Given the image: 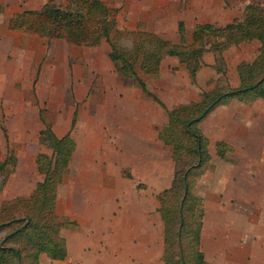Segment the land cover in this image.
<instances>
[{"label": "crops", "instance_id": "obj_1", "mask_svg": "<svg viewBox=\"0 0 264 264\" xmlns=\"http://www.w3.org/2000/svg\"><path fill=\"white\" fill-rule=\"evenodd\" d=\"M47 1L49 0H0V15H3L5 19V31L2 35L6 38L7 42H4V45L7 44L10 53L13 54L14 50H17L18 47H22L24 48V55L22 58L27 57V51L30 49L28 43L39 46V55H42L44 48L51 52L53 48L58 47L67 53L65 56L66 59L62 61V64L64 63V65L68 67V57L74 56L79 58L76 60L82 61L89 69L99 67L93 56L98 53V50L102 49L105 58L99 61L105 66L114 68L113 63L108 57L110 49L105 41L95 48L70 45L77 47V49L68 51L64 45V43H66L64 41L59 40L62 43L56 41L53 43V40H51V43V41H46L37 36L26 35L7 29L6 20L12 15L27 10H39ZM103 1H111L110 3L119 9L118 25L121 29L123 28L120 26V17L121 13H123L129 21L124 24V29L134 30L138 23L142 24L148 19H151L157 27L155 28L156 32L153 33L158 36H160L159 33L161 34V32H163L161 29H163V27L165 28L174 18L173 15H178V12L175 13L177 10L174 9L172 5L178 6L180 4V0ZM181 22L184 24L185 38L188 44L192 42V31L197 24H211L200 21H198L199 23L195 21L187 22L185 20ZM177 25L176 29L173 30L174 33L171 35L174 38H164L173 44L179 43ZM170 27H172V24ZM210 42L211 41L208 40V44H210ZM252 43H256L257 49L259 48L257 42ZM231 48L237 47L232 46L228 48L223 53V58L225 57V53ZM207 56H210L212 60H209ZM41 57L39 63L42 60ZM205 58H207L206 63L213 65L216 70V59L214 54L206 52L202 57V62ZM167 61L170 62L175 69L182 68L189 82L193 85L186 70L184 67L179 66L178 60L175 57H166L163 59L159 76L163 63ZM36 63L39 64L38 61H36ZM53 65L54 64L46 63L43 67H55ZM81 65L79 66L77 61L74 66L72 65L73 77L72 79H68V89L64 91L62 89L63 92L61 91L63 98L66 99V95L69 92L70 96L74 99V103L70 109L60 113L61 110H58V103L57 109L52 107V103L51 107L48 108L50 111L49 115L52 117H50L51 120L43 118L39 111L36 118H31L30 121L22 119L20 115L21 117L19 116L17 120L14 119L15 121L14 123H10L11 125L9 123H6L4 126L1 125L5 130V134L0 128V143L3 142L5 147L9 146L8 151H12L18 161L15 172L9 176L5 185L9 184L8 181H10L13 176H16L17 172L20 171L21 173L22 170V172H26L25 168H28L29 172L31 170V174L37 172L35 163L36 156L40 153L49 154V151L39 143V133L44 129V125L40 120L41 116L50 126L57 138H62L68 134V132H71V136L75 142V151L72 154L63 181L58 186L57 190L56 212L58 215L68 218L67 215L58 212V193L65 178H67L65 176L68 174L69 170L71 171L73 159L80 146L75 134L79 131V128L82 127L83 140L81 142L85 154L83 153L84 155L80 157L81 160H79V164L81 163V165L78 166V171L75 173L74 178L77 187L80 188V192L87 190V186L88 189L94 187L96 190L97 199L94 212L97 214V220L100 221V224L97 220L88 222L85 229L89 231L90 235H92L93 231H96L94 234L96 237H93L94 239L92 238L91 241L94 242V240L98 239L99 243L114 245V249H110L113 250V253H111L112 255L106 257L100 256L96 259V263L93 264H154L155 257H153L152 254L156 246V237L154 238V234L156 232L155 223L157 221L159 223L161 239V253L159 259L162 258L163 248L162 223L157 213L159 204L156 195L170 187L174 168L171 159V148L164 145L158 139L160 131L167 124V115L157 103L146 98L137 87H134V110L122 107L123 100L121 96L123 93L122 88L124 87L121 85L122 87L120 89L116 88L115 83H110L111 81L109 78L103 76H100L96 80L91 78L89 74L83 77L82 74L79 73V69L77 71V68H81ZM25 66L26 63L23 60H10V66L6 72L8 71V74L12 73V79H16L14 84L17 85V81L23 83L24 77L22 76ZM40 67L42 68V65ZM236 67V83L234 85L229 84L233 88L237 87L239 84ZM200 70L199 68L197 71L195 84H197V79H199ZM39 72L42 75L43 71H37V73ZM56 74L57 71H50L46 72L44 76H39L38 79H32L31 88H36L34 92L36 98L44 100L50 99L53 101L59 98L58 93L60 89H58V87L61 83ZM112 80H114V78H112ZM207 83H209V80H207L204 85L206 86ZM94 84H100L101 95L103 96L102 103L105 105L104 107L102 104L99 105L98 112H95V110L87 111L88 105L90 103L94 104L96 99L94 95L95 92L92 93ZM216 85L206 86L205 91L212 90ZM37 86L39 87L37 88ZM28 88L29 87H27L26 90H28ZM171 90L174 96L179 98V96H177V91L179 90L177 85L172 86ZM202 92L203 91H197L195 98L191 101L184 102L183 100L177 102L176 99V102H171L170 104H168L167 99L161 97V95L158 94L156 96L168 109H171L178 105L199 102ZM180 99H183V96L182 98L180 97ZM263 102L264 99H260L249 106L235 99H231L214 108L198 125L202 134L208 139L210 165L214 167V170L211 171L208 169L204 171L195 190L202 184L205 173H210L211 175L209 178H211V180L209 179V183L205 186L208 187L210 195L212 197L215 196V191L219 195L224 194V199L220 201L218 199L214 200L211 197V207L214 213V227L211 229L210 242L206 247L205 219L209 202L207 198L200 197V195H198L199 193H194L201 198L204 209L200 246L206 264H264ZM12 124L17 125L13 126ZM217 142H224L233 149L232 153L229 154V158L232 162H226L217 157L214 149L215 143ZM5 157L0 160H4ZM214 157L218 160L217 162L225 165L227 164L226 166L228 167L225 168L223 165H218V163L214 162ZM91 158L95 160L100 158V161L106 162V169L109 168L105 172L101 171L99 168L93 169L89 164ZM251 163L259 165V181L251 179ZM243 165H247V167ZM112 169H119L121 171L120 176H114L111 173ZM224 169L227 171L222 172ZM123 173H127L129 178H134V187L129 193L122 188V183L130 182L128 177H126V179L121 177H125ZM77 187L74 188V191L77 190ZM7 189L6 186L1 192H7ZM103 189L108 203L105 202L103 205H99L101 201L98 202V196H101V190ZM76 193L79 195V192L76 191ZM86 193L88 195V192H85V194ZM28 197L8 198L7 200L24 199ZM78 199L80 200V195ZM223 201H226V203ZM75 203H77V201H75ZM104 213L113 216V220L109 219L107 222L103 223L101 216H104ZM218 216H220V220ZM68 219L76 225L74 228L62 230L61 240L64 231L77 230V225L80 224L77 220ZM63 243L67 249V257L63 261H53L55 262L54 264H69L71 259L74 260V264H86L85 260L91 264V260L88 261V259L94 256L87 257L81 253V245L84 241L80 242L77 232L75 238L72 237ZM121 251H125V253L122 254ZM126 260H128L129 263H127ZM160 262H162V259L159 260V263Z\"/></svg>", "mask_w": 264, "mask_h": 264}, {"label": "trees", "instance_id": "obj_2", "mask_svg": "<svg viewBox=\"0 0 264 264\" xmlns=\"http://www.w3.org/2000/svg\"><path fill=\"white\" fill-rule=\"evenodd\" d=\"M118 18L119 9L107 1L49 0L39 10L12 15L6 20V27L78 47L95 48L105 41L117 73L133 81L146 98L165 111L168 121L158 139L171 148L174 168L170 187L156 195L162 223V264H206L200 246L204 209L194 190L204 171H212L214 167L210 165L208 139L198 125L214 108L231 99L249 106L264 99V2L245 5L242 18L223 27L197 24L191 44L186 41L181 21L177 25L179 43L173 44L142 29L141 23L134 30L121 29ZM252 42L259 44L258 53L252 61L237 65L238 86L217 84L212 90L203 91L199 102L168 109L138 75L139 70L145 76L157 78L163 59L175 57L195 84L204 53H213L216 71L224 73L220 66L223 53L232 46ZM40 120L44 129L39 133V143L50 154L36 156V170L41 180L31 195L6 200L0 205V264H39L42 255L52 261H63L68 254L61 232L76 224L57 214L56 201L58 186L76 146L71 132L57 138L41 116ZM0 128L5 134L1 125ZM214 149L219 159L232 162L229 154L233 149L226 143L217 142ZM17 163L12 151L0 160V192Z\"/></svg>", "mask_w": 264, "mask_h": 264}, {"label": "rangeland", "instance_id": "obj_3", "mask_svg": "<svg viewBox=\"0 0 264 264\" xmlns=\"http://www.w3.org/2000/svg\"><path fill=\"white\" fill-rule=\"evenodd\" d=\"M261 1L264 2V0H180V4L178 6L172 5L174 9L178 12V15L174 14V18L168 23L165 28L163 27V32L160 36L163 37V39H173L174 37L171 36L174 32L173 30L176 29V25L178 21L185 20L187 22L195 21L196 23L203 22V23H211V25H215L218 27H223V25L231 22L232 20L241 19L243 16V11L245 5L248 3ZM111 2V1H110ZM121 10V9H120ZM1 14V13H0ZM177 16V17H176ZM198 18V19H196ZM129 21L126 19V17L121 13L120 17V26L124 29L125 23H128ZM172 24V27L170 25ZM5 25V19L3 15H0V125L4 126L6 123H14L15 120L19 118V116H22V119H26V121H30L31 118L35 119L37 113L41 111V115L43 118L49 120L50 119V111L48 108L54 107V109H57V103H58V110H61L60 113L65 112L66 110L70 109L71 106L74 103V99L70 96V93L66 95V99L63 98L62 92L67 88L68 85V79H72L73 77V66L74 64L81 65V68H77V71L79 69V73L82 74V76H87L88 74L91 76V78H94V80L98 79L100 76L109 78L110 83H115L116 88L120 89L122 86V100L123 105L122 107L128 108L130 110H134V87L135 83L133 81H129L121 77L120 74L117 73V71L112 68L111 66H105L100 61L105 58L104 52H102V49L98 50L96 55H92L93 58L96 60V64L99 66L98 68H89L88 66H85L82 61L76 60L79 59L77 57L71 56L68 57V67L62 64V61L66 59L67 53L58 48L55 47L50 51L48 49L45 50L42 53V55H39L38 45H34L31 43H28L30 46V49L27 51V57H23L24 55V48L18 47L17 50H14V53L11 54L7 44L4 45V42L6 41L5 36L3 37L4 33V27ZM143 25V26H142ZM141 27L144 30H147L149 32H156L157 28L154 25V21L151 19H148L145 23H142ZM164 26V25H163ZM188 36V35H187ZM161 37V38H162ZM190 37V36H188ZM177 39V38H176ZM61 42L59 40H53L54 42ZM211 41V40H210ZM49 43V42H48ZM52 43V41H51ZM62 43V42H61ZM64 43V42H63ZM125 45H130L128 41L123 42ZM67 50H74L77 49V47L70 46L66 43H64ZM105 47V44H104ZM29 48V47H28ZM257 44L252 43L249 45H241L237 48H231L225 53V57L223 58V62L220 63V66L224 69V73H218L213 65H209L206 63V59L203 60L200 67V75L199 79H197V84H191L186 76V73L182 68L175 69L170 62H164L161 68L160 76L157 78L148 77L143 75L138 70V75L142 78V80L145 82L146 87L155 95H161V97L167 99L168 104L171 102H177L183 101H191L195 98V94L197 91H205L206 86H212L216 84H231L234 85L236 83L237 77L235 73V67L237 64L241 61H247L250 62L253 60L257 54ZM51 53V54H50ZM50 54V55H49ZM39 56V57H38ZM42 56V57H41ZM8 57V58H7ZM40 57L42 60L39 63ZM209 60H212L210 56H207ZM7 58V59H6ZM89 58V57H88ZM10 60H20L25 61L26 66L23 68V83L20 81H17V85L14 84L16 79H12V73L8 74V71L10 66ZM38 61L39 64L36 63ZM59 60V61H58ZM100 60V61H99ZM34 61V62H33ZM71 62V63H70ZM54 64L52 68H46L43 67L44 64ZM42 65V68L40 67ZM73 65V66H72ZM175 65V64H174ZM78 66V65H77ZM22 70V69H20ZM43 71L42 75L37 73V71ZM53 72L57 71L56 76L59 78V82L61 85L58 87L60 89L58 93V99L53 101L50 99H38L36 98V94L34 93L36 88H31V83L33 78H39V76H44L46 72ZM89 71V73H88ZM114 78V80H112ZM209 80V83L204 85V83ZM122 85V86H121ZM177 85L178 87V95L179 98L174 96L171 87ZM28 90H26V88ZM39 86H37L38 88ZM63 89V91H62ZM39 90V89H38ZM71 90V89H70ZM62 91V92H61ZM95 92V102L94 104H89L87 111H93L98 112L99 105L105 106L103 101V96L101 95V89L100 84H94L92 93ZM16 93V96H15ZM15 96V97H14ZM183 99H180V97ZM264 103V102H263ZM82 108V107H81ZM56 110V111H58ZM52 112V111H51ZM54 113V112H53ZM93 113V112H91ZM20 116V117H21ZM52 118V117H51ZM15 119V120H14ZM51 120V119H50ZM11 125V124H10ZM13 126L17 124H12ZM83 128H79V131L75 134L76 139L79 142V147L77 150V154L75 158L73 159L71 171L69 170L68 174L65 176V181L58 193L59 196V202H58V212L60 214H65L70 218L71 220H77L80 224L77 225V230H66L62 233V241L65 242L72 237H76L79 235L80 242L84 241V243L81 245L82 247V254L86 255L87 257L94 256L93 258L88 259L91 260V264L96 263V259H98L100 256H110L113 253L114 245L107 244L106 243H99L98 239L91 241L93 237H96L94 234L96 231H93L92 235L89 234V231L86 230V224L88 222H92L93 220H97V214H95V202H96V190L94 187H90L87 190H83L80 192V188L77 187L76 181H75V173L78 171L79 160H81L80 157L85 154L83 152V145H82V132ZM259 134V133H257ZM9 150V146L5 147V144L3 142L0 143V159L5 157L6 152ZM20 150V149H17ZM50 154V152H48ZM84 153V154H83ZM214 162L218 163V165H223L225 168L226 166L223 163L217 162L218 160L214 157ZM113 160V159H112ZM108 162V161H107ZM105 161H100V158L98 160H95L94 158H91L89 161L90 166L93 169L99 168L101 171L105 172L107 169L105 167ZM247 167V165H243ZM101 167V168H100ZM259 165H255L251 163L250 165V173L252 174L251 179L252 180H258V171ZM111 169V168H110ZM23 171V170H22ZM20 173L17 172L16 176H13V178L8 181L9 184L5 185L7 186V192H1L0 193V204L3 203V201L7 200L8 198H22V197H28L35 184L41 180V176L37 174V172L31 174V170L29 172L28 168H25L26 172ZM227 170H223L222 172H225ZM120 170L119 169H112L111 173L118 177L120 176ZM125 177L121 176L122 178L126 179L128 177L127 173H123ZM210 173H205L202 179V184L197 188V190L194 191L195 194L200 195L202 198H207L208 200V211L205 219V239H206V247L210 242L211 237V229L214 227V213L212 212V205H211V195L208 190V187H205L209 183V179L211 180ZM221 176V175H220ZM129 178V177H128ZM130 182L122 183V188L124 191L129 193L131 189L133 190L134 187V178H129ZM259 181V180H258ZM89 182V181H88ZM252 183V182H251ZM1 184V179H0ZM254 186V184L252 183ZM1 187V185H0ZM4 187V188H5ZM77 187V192H79L80 200L78 199L79 195L74 191V188ZM86 187V186H85ZM3 188V189H4ZM128 190V191H127ZM91 191V192H89ZM101 196H98V202L101 201L99 205H103L105 202H107V198L104 193V189L101 190ZM85 192H88L85 194ZM75 193V194H74ZM83 198V200H82ZM214 200H223L224 194L219 195L215 191V196L212 197ZM72 199V200H71ZM78 199V200H77ZM77 201V203H75ZM226 203V201H223ZM114 204V203H113ZM85 206V207H83ZM83 207V208H82ZM99 218V216H98ZM101 219L103 220V223L107 222V220L112 219L113 216L110 214L104 213V216H101ZM218 219L220 220V216H218ZM97 222L100 224V221L97 220ZM102 223V222H101ZM220 223V222H219ZM221 224V223H220ZM95 225V224H94ZM156 225V232H155V240H156V246L155 250L152 254L154 258V264H161L159 263V256L161 253V239H160V231H159V223L158 221L155 223ZM97 226V225H96ZM98 236V235H97ZM101 238V237H100ZM94 239V238H93ZM208 249V248H206ZM122 254L125 253V251H121ZM131 257V256H130ZM74 260L71 259V262L69 264H74ZM127 263L128 260H126ZM54 264L52 260L48 259L46 256H41L40 264ZM86 264H89L85 260ZM79 264V263H78Z\"/></svg>", "mask_w": 264, "mask_h": 264}]
</instances>
